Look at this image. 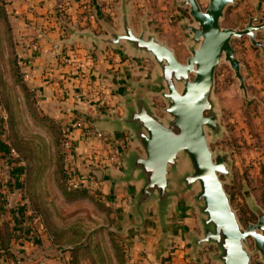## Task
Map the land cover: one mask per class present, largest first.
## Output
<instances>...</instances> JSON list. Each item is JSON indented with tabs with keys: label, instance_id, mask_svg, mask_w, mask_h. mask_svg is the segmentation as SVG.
Here are the masks:
<instances>
[{
	"label": "water",
	"instance_id": "95a60500",
	"mask_svg": "<svg viewBox=\"0 0 264 264\" xmlns=\"http://www.w3.org/2000/svg\"><path fill=\"white\" fill-rule=\"evenodd\" d=\"M238 0H178L188 7L189 17L181 15L180 28L187 32L185 60L176 49L151 29L146 12L139 15V26L133 24L134 0H120L115 25L95 2V15L104 31L90 27L79 29L60 14L57 18L69 36L56 42L61 46L83 39L93 46L110 45L121 55L131 53L138 63L145 57L154 62L151 71L134 73L131 69L115 75L114 90L121 97L122 114L105 104L97 106V114L81 116L108 134L119 160L116 171L102 168L93 171L100 180L112 186L123 184L129 191L128 207L119 214L110 229L128 239H143L157 228L161 245L184 234L196 264H206L201 251L206 245L213 264H252V256L264 263V207L249 199L257 214L255 221L244 225L237 214L222 175L232 177L230 150L213 149L209 132L222 134L220 110L214 88L216 73L222 61L227 62L239 80L243 97L252 98L244 62L236 54L233 40L248 37L264 56V12L260 1L254 2V13L237 26L223 25L229 5ZM165 105L159 106L156 97ZM164 111V115L158 113ZM125 137L130 146L127 148ZM191 203L200 231H188L176 225L179 211ZM249 239L253 241L250 248Z\"/></svg>",
	"mask_w": 264,
	"mask_h": 264
},
{
	"label": "rangeland",
	"instance_id": "374dc122",
	"mask_svg": "<svg viewBox=\"0 0 264 264\" xmlns=\"http://www.w3.org/2000/svg\"><path fill=\"white\" fill-rule=\"evenodd\" d=\"M200 2L204 7L208 4V0ZM153 6L163 11V16L153 17L157 21L152 29L159 35L161 31L174 35L177 54L185 60L188 33L180 28L179 21L183 14L189 17L188 7L179 6L178 0H155ZM237 7L238 3L228 6L223 25L237 26L247 21L252 13L248 4L243 6L245 21ZM148 23L153 21L149 19ZM259 36L264 37V32ZM240 40H233L234 47ZM17 57L9 1L0 0V247L4 248L0 264H45L47 254L43 250L47 247L67 254L64 264H128L126 248L134 250L136 239L110 229L120 211L99 187L89 184L85 190L68 188L65 170H70L73 163L64 152V123L49 104L39 102L40 96L23 77ZM245 77L252 98L243 97L230 65L225 61L219 64L214 97L223 131L218 136L209 132V138L213 149L231 151L233 175L222 177L240 221L248 225L257 219L249 199L264 207V87L250 84ZM155 100L159 106L165 105L159 96ZM93 170L88 171L92 179ZM75 179L80 180L77 176ZM249 244L253 248L252 239ZM18 248L23 253L17 252ZM139 254L137 258L143 261ZM252 264L264 263L254 254Z\"/></svg>",
	"mask_w": 264,
	"mask_h": 264
},
{
	"label": "crops",
	"instance_id": "0c3cea01",
	"mask_svg": "<svg viewBox=\"0 0 264 264\" xmlns=\"http://www.w3.org/2000/svg\"><path fill=\"white\" fill-rule=\"evenodd\" d=\"M8 1L18 57L23 68L31 74L27 81L40 96L39 102H46L54 110V115L61 119L67 117L72 122L75 119L82 118L83 112L95 115L99 104L93 111H89L84 103L78 101L72 95L75 86H77L78 77L82 76L84 82H87L88 77H92L97 82L107 86L111 105L106 106L110 110L116 109L118 114L124 112L121 97L114 90L115 75L125 72L127 69H131L134 73L141 72V70L151 71L154 62L145 57L140 64L129 52L121 55L110 45L101 48L100 46H93L83 39L65 44L64 47L56 42L69 36L68 31L65 28L62 29V25L57 18L58 14L64 19H68L70 24L76 25L79 29L90 27L101 33L104 29L95 15V2L100 3L103 13L117 25V15L119 14L117 7L120 0ZM154 1L134 0L135 8L132 13L134 25L139 26V15L143 16L150 11L147 13V19L153 21L152 25L149 23L152 29L156 23V19H153V17L163 16V11H159L158 8L155 9L153 6ZM256 1H261L264 6V0H238L239 7L236 10H240L242 13V21L246 20V17L243 18V6L248 4L249 8L247 9L254 13V2ZM138 2L139 5H136ZM157 10L158 13H156ZM162 22L166 23L165 19ZM161 34L159 36L166 39L175 48L174 35L164 33V31H161ZM33 42H40L42 46H48L49 50L45 51L43 47L35 49L32 46ZM238 47L236 49H239V56L242 57L244 62L243 73L248 77L250 84L264 87V57L260 54L259 49L254 48L248 38H242L238 43ZM57 51L69 54L76 52L75 60L79 64V68L77 69L72 64H65L59 56H55ZM187 55L188 52L185 56ZM259 80H263L262 83H259ZM74 133L76 140L69 155L73 163L70 169L71 173L74 177L77 176L82 184L88 183L99 187L103 192L102 194L107 195L109 201L116 206V209L120 213L123 212L128 207L129 189L123 184L112 186L110 181L105 178L99 180L94 176V179H92V176L88 173L95 167L88 158L89 144L92 138L83 136L80 128H76ZM124 142H126L128 148L130 144L127 142L126 137ZM117 163L109 166L112 171H116ZM109 167L103 169L104 172ZM176 225L188 231H200V224L191 203L187 202L182 206L178 213ZM160 238L158 229L155 228L145 234L143 239L136 240L133 252L136 256L140 253L139 256L143 257V261L140 260L142 264H196L193 254L190 253L191 247L187 245L184 234L174 236L172 242L165 246L161 245ZM18 245L19 247L24 246ZM210 250L211 247L206 245L205 250L201 251L202 260L206 264H213L209 257ZM3 251L4 248L0 247V252ZM18 251L23 253L21 248L20 250L18 248ZM43 251L47 254L45 264H64L66 262L65 256L67 257V254L59 253L55 248L47 247Z\"/></svg>",
	"mask_w": 264,
	"mask_h": 264
},
{
	"label": "built area",
	"instance_id": "2783aa9c",
	"mask_svg": "<svg viewBox=\"0 0 264 264\" xmlns=\"http://www.w3.org/2000/svg\"><path fill=\"white\" fill-rule=\"evenodd\" d=\"M63 29V26H61ZM33 48L38 49L43 47L45 51L49 50L48 46H42L40 42H33ZM56 46V45H54ZM55 56H59L61 60L65 64H72L77 69L79 68V64L75 60L76 52L74 54H69L65 52L55 53ZM21 64V69L23 71V77L28 78L31 77V74L28 70L24 69ZM83 77H78L77 86L73 90V97H75L78 101L84 103L89 111H93L97 104H105L107 106L111 105V99L109 93L107 91V86L97 82L96 79L92 77H88L87 82H84ZM4 118H7L6 114H2ZM62 121L64 123V138L62 140L64 146L65 155L69 156L73 145L75 144V129L80 128L82 131V135L86 138H92L89 144V155L88 158L92 164L95 165L96 168L105 169L111 165H114L119 160V155L116 151L115 145L113 144L111 138L108 134L104 133L100 129H96L94 131V126L86 121L85 119H75L73 122L70 121L67 117H63ZM67 182L71 187H78L82 185V183L75 179L72 176L70 170H65ZM93 174L95 175L94 171ZM93 175V176H94ZM92 176V175H91ZM72 177V178H71ZM96 177V175H95ZM84 185H89L84 184ZM100 189V188H99ZM132 249V248H131ZM127 249V253L130 255L128 259V264H137L140 263L139 259L135 254H133V250Z\"/></svg>",
	"mask_w": 264,
	"mask_h": 264
},
{
	"label": "trees",
	"instance_id": "16d2710c",
	"mask_svg": "<svg viewBox=\"0 0 264 264\" xmlns=\"http://www.w3.org/2000/svg\"><path fill=\"white\" fill-rule=\"evenodd\" d=\"M17 62H18V64H19V66H20V68H21V64H20V60H19V57H17ZM21 72H22V74H23V71H22V69H21ZM65 183L67 182V178H66V174H65ZM67 185H68V188L69 189H72V190H81V189H83V190H85V189H88L89 188V186L88 185H84V184H82V185H80V186H78V187H71L69 184H68V182H67Z\"/></svg>",
	"mask_w": 264,
	"mask_h": 264
}]
</instances>
